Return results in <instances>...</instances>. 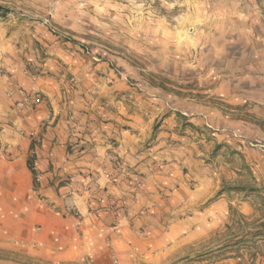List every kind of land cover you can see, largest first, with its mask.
I'll use <instances>...</instances> for the list:
<instances>
[{
    "label": "rangeland",
    "instance_id": "374dc122",
    "mask_svg": "<svg viewBox=\"0 0 264 264\" xmlns=\"http://www.w3.org/2000/svg\"><path fill=\"white\" fill-rule=\"evenodd\" d=\"M15 56L60 92L102 90L107 69L149 140L188 160L143 216L132 264H264V0H0V62ZM0 264L93 263L0 239Z\"/></svg>",
    "mask_w": 264,
    "mask_h": 264
},
{
    "label": "crops",
    "instance_id": "0c3cea01",
    "mask_svg": "<svg viewBox=\"0 0 264 264\" xmlns=\"http://www.w3.org/2000/svg\"><path fill=\"white\" fill-rule=\"evenodd\" d=\"M0 66V239L57 261H138L143 216L188 162L178 145L149 140L131 89L100 64L105 88L84 92L16 56Z\"/></svg>",
    "mask_w": 264,
    "mask_h": 264
},
{
    "label": "trees",
    "instance_id": "16d2710c",
    "mask_svg": "<svg viewBox=\"0 0 264 264\" xmlns=\"http://www.w3.org/2000/svg\"><path fill=\"white\" fill-rule=\"evenodd\" d=\"M30 167L32 168V166L30 165Z\"/></svg>",
    "mask_w": 264,
    "mask_h": 264
}]
</instances>
